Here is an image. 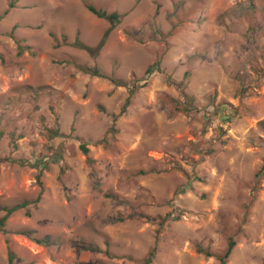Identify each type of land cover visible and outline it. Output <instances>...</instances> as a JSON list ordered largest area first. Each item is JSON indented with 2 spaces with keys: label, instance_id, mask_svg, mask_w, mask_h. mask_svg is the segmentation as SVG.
Listing matches in <instances>:
<instances>
[{
  "label": "rangeland",
  "instance_id": "rangeland-1",
  "mask_svg": "<svg viewBox=\"0 0 264 264\" xmlns=\"http://www.w3.org/2000/svg\"><path fill=\"white\" fill-rule=\"evenodd\" d=\"M0 16V264H264V0Z\"/></svg>",
  "mask_w": 264,
  "mask_h": 264
},
{
  "label": "trees",
  "instance_id": "trees-1",
  "mask_svg": "<svg viewBox=\"0 0 264 264\" xmlns=\"http://www.w3.org/2000/svg\"><path fill=\"white\" fill-rule=\"evenodd\" d=\"M12 7H13V6H10V7L8 8V10L6 11L5 14L9 13V12H10V9H11ZM87 8H88V10H89L91 13H93L94 15H96V16L99 17V18H102V19L107 20V21L111 24V27H110V28L108 29V31L105 33L104 38H103L102 42L100 43L99 48L101 49V48L104 46V44H105V39L107 38L108 34H109L113 29H115L116 25H118L119 23H121L122 18H121V16H120L119 14H117V13L108 14V13H106V12H104V11H101V10L96 9V8H95L94 6H92V5H88ZM2 18H3V16H0V21L2 20ZM16 27H17V26H16ZM16 27H14V28L16 29ZM73 46H75V47H79V48H81V49H84V50H88V51H90V49H89L88 47L84 46L78 38L75 40V43L73 44ZM154 68H155L154 65H153L152 67H150V68L147 70V75L152 74ZM129 101H130V100L128 99V100H127V104L129 103ZM82 149H83V151H84L85 154L88 153V150H87L85 147H83ZM23 207H25V206H24V205H20V206H15V207H13V208H11V209L6 210V211H7V214H6V216L0 221V224H1L0 226H2V225L5 223V221L7 220V218H8L12 213H14L15 211H17L18 209H21V208H23ZM234 247H235V243H234L233 241H231L230 244L228 245L227 250L225 251V253H224L223 255H221V256H215V255H212V254H206V255H207L208 257H216V258L221 262V264H227V263H228V260H229V258H230V256H231V254H232V252H233ZM200 251H201V250H200ZM201 253H202V251H201ZM10 256H11V258H13V254H10ZM151 260H152V257L148 260V263H149Z\"/></svg>",
  "mask_w": 264,
  "mask_h": 264
}]
</instances>
